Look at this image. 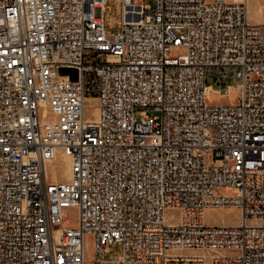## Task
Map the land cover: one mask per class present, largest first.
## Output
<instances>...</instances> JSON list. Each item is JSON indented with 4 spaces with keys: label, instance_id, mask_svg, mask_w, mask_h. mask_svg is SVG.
<instances>
[{
    "label": "built area",
    "instance_id": "obj_1",
    "mask_svg": "<svg viewBox=\"0 0 264 264\" xmlns=\"http://www.w3.org/2000/svg\"><path fill=\"white\" fill-rule=\"evenodd\" d=\"M106 1L0 0V264H84L86 235L93 264H264V22L120 0L111 34ZM58 149L68 180L46 173ZM231 206L239 224L207 222Z\"/></svg>",
    "mask_w": 264,
    "mask_h": 264
},
{
    "label": "rangeland",
    "instance_id": "obj_2",
    "mask_svg": "<svg viewBox=\"0 0 264 264\" xmlns=\"http://www.w3.org/2000/svg\"><path fill=\"white\" fill-rule=\"evenodd\" d=\"M146 2L153 3L152 0H146ZM247 15L250 21H260L264 22V0H247ZM103 20H104V29L111 34L117 33L119 31V24L122 20V8L120 0H107L106 8L103 12ZM233 84L238 85L239 82L233 81ZM237 95L235 91H228L222 96L211 95L210 102L213 104L219 103H228L232 98ZM85 113L87 116L95 115V105L94 98H87L85 100ZM151 112V111H149ZM51 163L47 166V174L51 179L56 178L57 180H65L68 178V160L65 155L58 149L55 158ZM64 220L63 225H75V208H66L64 210ZM205 217L208 223H216V224H227L234 225L238 222L239 219V211L234 207L228 208H208L205 212ZM252 220V219H251ZM122 250V246L119 243H114L110 246L109 250L105 252L106 258H116ZM193 252L192 250H189ZM227 252V251H226ZM93 256V242L89 235L84 237V257L85 264H91Z\"/></svg>",
    "mask_w": 264,
    "mask_h": 264
},
{
    "label": "bare ground",
    "instance_id": "obj_3",
    "mask_svg": "<svg viewBox=\"0 0 264 264\" xmlns=\"http://www.w3.org/2000/svg\"><path fill=\"white\" fill-rule=\"evenodd\" d=\"M238 1V0H237ZM245 2H246V5H247V0H244ZM257 22H261V19H260V21H257ZM229 91H235V92H238V88L237 87H231L230 89H229ZM207 92L208 93H211V91H210V89H207ZM222 96V95H221ZM87 98H94V97H86V99ZM85 99V100H86ZM95 99V98H94ZM233 99V98H232ZM95 101H96V99H95ZM95 109H96V111H95V115L94 116H92L93 118H97V112H98V110H97V107L95 106ZM43 113L45 114V115H48V110L45 108V109H43ZM60 150V149H59ZM62 153H63V155H65L66 157H67V160H68V167H69V171H68V178L67 179H65V180H68L69 179V177H70V158H69V156L65 153V152H63V151H61ZM54 159V158H53ZM53 159H50V160H48L47 162H46V173H47V166H48V164L49 163H51L52 161H54ZM47 176H48V174H47ZM49 178V177H48ZM52 180H57L56 178H54V176H53V178H51ZM231 207H233V206H231ZM235 208V207H234ZM208 209V208H207ZM206 209V210H207ZM235 209H237V208H235ZM206 210H205V212H206ZM238 210V209H237ZM239 211V210H238ZM206 218V217H205ZM250 223H257V221L256 220H254V219H252V220H248ZM241 222V217H240V212H239V219H238V222L236 223V224H234V225H237V224H239ZM58 231V230H57ZM193 252H196L197 250H192ZM226 251L227 250H217V252H220V253H226ZM202 253H204V255H210V254H212V251H209V250H205V251H201ZM84 264H85V260H84ZM88 264V263H87ZM91 264H93L92 263V261H91Z\"/></svg>",
    "mask_w": 264,
    "mask_h": 264
}]
</instances>
